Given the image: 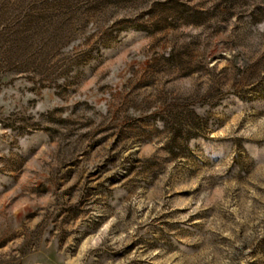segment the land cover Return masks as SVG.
I'll return each instance as SVG.
<instances>
[{"label": "rangeland", "instance_id": "374dc122", "mask_svg": "<svg viewBox=\"0 0 264 264\" xmlns=\"http://www.w3.org/2000/svg\"><path fill=\"white\" fill-rule=\"evenodd\" d=\"M0 264H264V0H0Z\"/></svg>", "mask_w": 264, "mask_h": 264}]
</instances>
